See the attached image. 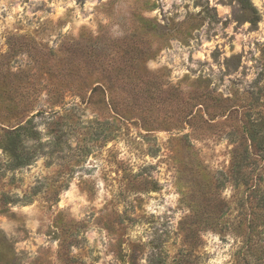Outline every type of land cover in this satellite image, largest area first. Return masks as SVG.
<instances>
[{"label": "rangeland", "instance_id": "obj_1", "mask_svg": "<svg viewBox=\"0 0 264 264\" xmlns=\"http://www.w3.org/2000/svg\"><path fill=\"white\" fill-rule=\"evenodd\" d=\"M205 84L264 94V0H0V142L36 131L29 164L0 147V264H256L229 233L182 242L203 175L210 206L233 194L241 108L181 119Z\"/></svg>", "mask_w": 264, "mask_h": 264}, {"label": "trees", "instance_id": "obj_2", "mask_svg": "<svg viewBox=\"0 0 264 264\" xmlns=\"http://www.w3.org/2000/svg\"><path fill=\"white\" fill-rule=\"evenodd\" d=\"M201 81L200 78L194 80L195 83ZM199 88V92H188L183 99L181 119L188 124L195 120L198 111L202 112L199 117L209 123L214 116L231 118L239 110L237 108H241L240 118L231 124L233 132L228 137L231 149L225 180L231 182L233 194L229 204L220 200L210 206L211 179L207 174L203 175L193 191L196 195L200 190V199L198 202L195 199L191 201L190 214L182 226L187 227L183 230L182 242L191 251L201 231L210 229L220 235L229 233L240 239V249L247 257L249 253L256 264H264V94L249 93L248 105L233 107L228 104L229 98H220L206 84ZM95 90L102 93L109 91L101 85H96L92 91ZM28 122H19L8 129L0 142L12 168L29 164L34 155L35 150L26 145V140L35 137L36 131L27 126ZM219 185L221 182L216 188ZM202 199L207 203L202 205Z\"/></svg>", "mask_w": 264, "mask_h": 264}, {"label": "clouds", "instance_id": "obj_3", "mask_svg": "<svg viewBox=\"0 0 264 264\" xmlns=\"http://www.w3.org/2000/svg\"><path fill=\"white\" fill-rule=\"evenodd\" d=\"M212 239H215V237H212ZM211 250V249H210ZM222 259H227V257H220L216 262L215 264H220V260Z\"/></svg>", "mask_w": 264, "mask_h": 264}]
</instances>
